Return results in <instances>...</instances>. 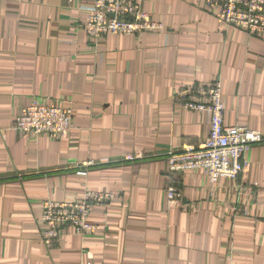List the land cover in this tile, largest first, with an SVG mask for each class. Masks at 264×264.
<instances>
[{
  "label": "crops",
  "instance_id": "0c3cea01",
  "mask_svg": "<svg viewBox=\"0 0 264 264\" xmlns=\"http://www.w3.org/2000/svg\"><path fill=\"white\" fill-rule=\"evenodd\" d=\"M134 1L159 33L91 43V0H0V264H264V36L218 27L205 0ZM214 81L224 124L262 140L237 181L178 175L168 206L167 156L208 134L179 94ZM32 101L73 107L70 136L15 133ZM85 190L114 196L90 211L97 233L46 248L43 201Z\"/></svg>",
  "mask_w": 264,
  "mask_h": 264
},
{
  "label": "built area",
  "instance_id": "2783aa9c",
  "mask_svg": "<svg viewBox=\"0 0 264 264\" xmlns=\"http://www.w3.org/2000/svg\"><path fill=\"white\" fill-rule=\"evenodd\" d=\"M204 9L222 29L233 27L256 37L264 36V0H205ZM82 28L91 43L107 35L140 38L162 30L161 24L144 13L134 0H91ZM179 95L184 109L206 115L208 134L196 147L186 146L167 156V171L174 175L165 189L168 206L181 198L178 175L202 173L210 185L222 180L237 181L248 168L247 152L262 140L259 132L246 126L224 124L225 107L219 81L187 85ZM73 117L74 110L69 105L32 101L20 109L11 129L29 137L64 139L73 130ZM113 198L109 192L85 190L79 199L72 201L44 200L40 218L42 244L53 248L66 230L77 236L94 235L98 227L88 220L92 207Z\"/></svg>",
  "mask_w": 264,
  "mask_h": 264
}]
</instances>
